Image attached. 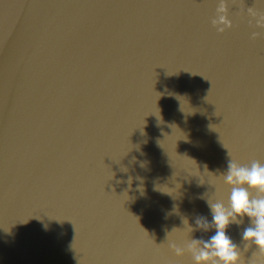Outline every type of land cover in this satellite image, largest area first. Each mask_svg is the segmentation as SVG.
<instances>
[{"label":"water","instance_id":"obj_1","mask_svg":"<svg viewBox=\"0 0 264 264\" xmlns=\"http://www.w3.org/2000/svg\"><path fill=\"white\" fill-rule=\"evenodd\" d=\"M230 159L264 164V0H0V264H195Z\"/></svg>","mask_w":264,"mask_h":264},{"label":"clouds","instance_id":"obj_2","mask_svg":"<svg viewBox=\"0 0 264 264\" xmlns=\"http://www.w3.org/2000/svg\"><path fill=\"white\" fill-rule=\"evenodd\" d=\"M220 10L223 11V7ZM220 19L230 24L224 17ZM224 179L226 183L235 185L229 197L231 211L225 213L220 204L210 205L216 231L202 248L193 249L195 264H240L237 246L226 234L228 225L235 217L247 216L250 219L252 227L245 229L243 240L250 241L264 253V195L250 199L248 192V188H251L264 194V164L253 162L250 167L241 166L230 159ZM176 251L179 254L180 250Z\"/></svg>","mask_w":264,"mask_h":264}]
</instances>
